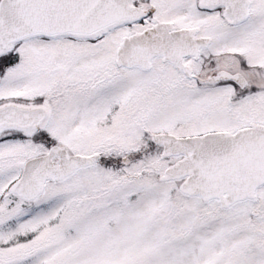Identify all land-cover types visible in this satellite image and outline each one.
I'll list each match as a JSON object with an SVG mask.
<instances>
[{"label":"snow or ice","instance_id":"1","mask_svg":"<svg viewBox=\"0 0 264 264\" xmlns=\"http://www.w3.org/2000/svg\"><path fill=\"white\" fill-rule=\"evenodd\" d=\"M0 264H264V0H0Z\"/></svg>","mask_w":264,"mask_h":264}]
</instances>
